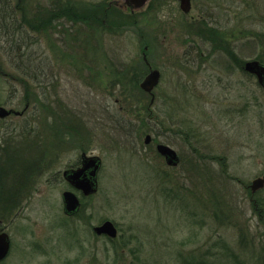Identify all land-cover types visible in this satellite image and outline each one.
Masks as SVG:
<instances>
[{"label":"rangeland","instance_id":"obj_1","mask_svg":"<svg viewBox=\"0 0 264 264\" xmlns=\"http://www.w3.org/2000/svg\"><path fill=\"white\" fill-rule=\"evenodd\" d=\"M107 1L0 0V105L30 103L22 117L0 120V182L5 175L33 190L18 216L21 245L14 241L6 262L264 264V186L256 209L245 187L264 173V88L241 68L264 62V0H191L187 14L177 0H151L133 14ZM65 4L102 9L90 43L99 45L85 48L100 59L86 58L81 80L69 64L54 67L58 93L48 95L47 45L60 38L36 30L34 17ZM206 25L225 34L226 53L214 48L217 38L202 41ZM145 44L160 72L152 103L139 87ZM156 141L176 151L177 165H166ZM80 152L101 159L97 188L64 217L61 170ZM107 219L114 239L93 232Z\"/></svg>","mask_w":264,"mask_h":264},{"label":"flooded vegetation","instance_id":"obj_2","mask_svg":"<svg viewBox=\"0 0 264 264\" xmlns=\"http://www.w3.org/2000/svg\"><path fill=\"white\" fill-rule=\"evenodd\" d=\"M107 2H108L107 7L113 6L112 4H110V0ZM150 2H151V0L147 3L148 6H149ZM105 10L107 11L108 8H106ZM47 12L48 13L45 14V16H43V17H34V22H36V23L37 22H45V25H46L45 27H46L47 31L52 33V34H55L56 37L60 38L59 41L55 40V39H50L49 45H47V46H49V53H50L49 62H48L49 63V65H48L49 73L47 74L48 80H49L47 87H49V88H47V90H48V95H52V94L58 93V86H56V84L54 82V80L58 77L55 76V74H54V67H57L58 69L61 68L63 70L62 65L69 64V65H67V67L68 68L71 67V69L73 70V73L71 72L73 75H71V76L74 77L76 75L78 77L77 79L81 80L82 78L80 75H81L82 70L85 69L84 65H85L86 58L89 60L92 59L96 63H98V60L100 58L98 56L92 58V57H90V55H85L86 54L85 48L90 49L91 47H98V45H99L98 43H95L92 46L90 44L91 41L95 42V39L97 38L95 33L98 34L96 32L95 28H93V30H92V26H93L92 24L103 21L104 19L101 20V18H100L101 14H102V9H97V10L95 9L94 12L86 13L84 10L81 11L80 9H66V10L64 9L63 10V9L51 7V9H49V11H47ZM184 14H187V13H184ZM86 16H88V18H86ZM200 19L193 18L192 21L195 25H196V23L198 25V23L201 21ZM87 22H89L88 25H87ZM85 27H88V30L85 29ZM208 27L209 26H207V25L202 27V28L206 29V31H207V33L205 35H202V37H201L200 33H198L196 31L195 33L194 32L192 33V34H194L193 37L200 36V38H202V41L208 43L209 46L213 45L215 38H217V40H216L217 45H214V48H216V50L219 48L224 53H226L225 48H228L229 45H228V43L223 41L224 40L223 36L225 34L221 33V35H220V33H217L215 35V32L211 28H208ZM75 30H77L76 38H71V37H69L70 35L67 36L69 34V31H75ZM91 31H95V32H91ZM86 32H88V33L86 34ZM60 35L63 37V39L60 37ZM58 44H60V45H58ZM58 46H61V48ZM67 48H69L70 51H68V52L65 51ZM146 49H147V45L145 44V45H143V51H141L142 62L147 66V72L145 73V75L148 73V71L150 69L155 68V67L151 66L149 60L147 59V54H146V52H144V51H146ZM94 50H96V49H94ZM143 53L145 54L144 55L145 57L143 56ZM245 62H246V60H244L242 65H241V68L243 69V71H245L244 70V63ZM260 62H262V61H260ZM67 73L69 74L70 71L68 70ZM247 73H249V72H247ZM249 74L256 79V82L259 85L255 75L252 73H249ZM35 75H37V74L35 73ZM35 77L38 78L39 76H35ZM159 80H160V77H159ZM29 105H30V103H25L24 107L20 110L7 108V109H12L14 111H20V112L15 113L12 111L7 116H5L4 118H0V120H4L5 118H7L11 115H14L17 117H22L25 114L26 110L30 107ZM36 110L38 111L39 108L37 107L36 104H34L33 109L31 110L32 114H33V118L36 117V114H35ZM157 142L158 141H156L155 143H157ZM155 143H154V146H155ZM82 153L85 154V152H80L78 161L73 166H67L61 170V177L67 183V185L65 188H62L61 190H59L60 200L58 197V193H56V194H57V198H58V204L60 207V211L65 215L64 217L75 216L80 211V208H81L82 202H81L80 197L81 196L87 197V196L93 194V193H91V194L85 195L81 190H78L75 187H73L71 184H69V182L66 180V177H65L66 175H64L65 171L74 170L75 168H78L81 165V154ZM88 155L90 156L93 154L88 153ZM94 155L97 156L96 154H94ZM1 158H2V156H0V162H2ZM98 158L100 159L99 156H98ZM0 164H2V163H0ZM100 165H101V159H100ZM100 165L98 167V170L100 168ZM98 170H97V172H98ZM6 173H8V172H6ZM262 175H264V173H261V175H259V176L261 177ZM96 176H97V173H96ZM10 177H12V174H10L9 178ZM256 177H258V176H256ZM0 178H1V174H0ZM96 181H97V179H96ZM8 183L6 181L5 175H3L2 183L0 182V264H20L19 258L15 259L13 262H8V263L6 262V260L12 252V247L14 245V241H15V244L20 243V245H21L22 239L21 240H19V239H20V235L22 233V231L20 229V225H21L20 223H22V222L19 221L18 216H19V214L27 211L28 208L24 207L22 199H23V197L26 198L27 194L33 190L31 188V186L24 189L23 191H22V189L15 188V187H13V185L10 184L11 183L10 179H8ZM249 184H247L245 186L249 192L248 199L250 202H252V204L254 205V208L256 209L258 206L257 205L258 201H256V199L253 198V195L257 191L254 193H251L250 188H249ZM37 191H39V190H37ZM64 191L73 192L75 194V196L77 197V200L79 201V205H78L76 211L73 213H68V212L64 211V202H63V192ZM37 196H39V195H37ZM39 197H41V196H39ZM258 203H261V201ZM31 216H32V213H31ZM18 235H19V237H18Z\"/></svg>","mask_w":264,"mask_h":264},{"label":"water","instance_id":"obj_3","mask_svg":"<svg viewBox=\"0 0 264 264\" xmlns=\"http://www.w3.org/2000/svg\"><path fill=\"white\" fill-rule=\"evenodd\" d=\"M179 9L183 13H188L191 7V0H177ZM149 0H110V4L114 7L122 10L123 12L134 13L142 10ZM145 54L143 53V56ZM145 57V56H144ZM244 70L252 73L257 78V81L261 87H264V62H260L255 59L247 60L244 63ZM156 68H152L139 82V87L150 95V103L154 100L153 90L159 82L160 72ZM19 113L20 111H14L7 109L0 105V118H4L10 112ZM23 111V110H22ZM21 111V112H22ZM151 137L149 134L144 136V144L149 143ZM156 151L164 158L166 165L175 166L179 161V157L176 151L167 144L157 142L155 143ZM100 165V159L98 156L81 154V165L74 170L65 171L66 180L78 190H81L85 195L95 192L97 188L96 173ZM264 186V175L261 177H255L250 180L249 188L251 193L261 189ZM64 211L73 213L76 211L79 201L75 194L71 191L63 192ZM93 232L97 235H105L108 238H115L117 236V229L112 221L104 220L99 225L93 227Z\"/></svg>","mask_w":264,"mask_h":264},{"label":"trees","instance_id":"obj_4","mask_svg":"<svg viewBox=\"0 0 264 264\" xmlns=\"http://www.w3.org/2000/svg\"><path fill=\"white\" fill-rule=\"evenodd\" d=\"M58 9H63V10L65 9L66 10V9H72V7L67 5V4H65L64 6H62L61 8H58ZM40 17H43V16H40ZM86 18H88V16H86ZM34 26H33L34 28L39 29V27H43V26H46V25H45V22H38ZM24 185H26V183Z\"/></svg>","mask_w":264,"mask_h":264}]
</instances>
